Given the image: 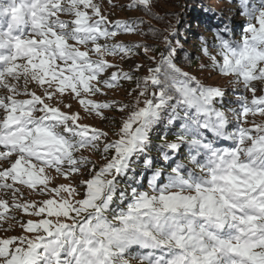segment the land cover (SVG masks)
Returning a JSON list of instances; mask_svg holds the SVG:
<instances>
[{
	"label": "snow or ice",
	"instance_id": "1",
	"mask_svg": "<svg viewBox=\"0 0 264 264\" xmlns=\"http://www.w3.org/2000/svg\"><path fill=\"white\" fill-rule=\"evenodd\" d=\"M240 5L239 39L225 26L200 49L199 70L238 93L226 105L224 86L176 63L172 25L149 29L163 43L149 55L117 39L143 20L109 19L103 0H0V231L20 229L0 264H264V0Z\"/></svg>",
	"mask_w": 264,
	"mask_h": 264
},
{
	"label": "trees",
	"instance_id": "2",
	"mask_svg": "<svg viewBox=\"0 0 264 264\" xmlns=\"http://www.w3.org/2000/svg\"><path fill=\"white\" fill-rule=\"evenodd\" d=\"M120 1L121 0H116ZM213 1L217 2L215 5ZM131 0H124L123 5L119 8L121 10L120 14H123V9L132 11L136 13L137 16L128 18L127 16L121 17L120 19H141L143 24L140 25L142 29L141 34H121L117 37L118 40L126 43H146L152 45L156 48L155 53H150L149 55H157L159 51L163 49L162 36L156 35L149 31L150 28H154L157 32L163 33L164 29L169 25H172L179 32L176 39H179L180 43L183 45L182 49L177 52L176 63L180 65L185 70L193 72L201 80L209 84H216V81H226L228 83V78L219 76L218 74L212 72L210 68L208 70H199L200 63L209 64L207 57H204L201 52V47L203 42L206 40L209 45L214 41V34L217 30H222L225 26L231 29L234 39H239L242 29L246 26L247 19L241 15L242 7L240 5V0H155V5L152 9V15L147 14L142 8H129L128 5ZM257 3V0H250V5ZM237 7L236 11L233 8ZM234 14L233 18H228L227 13ZM179 14V23L177 24L176 16L174 14ZM159 16L160 19L154 18ZM109 19L115 20L119 18ZM233 20V21H232ZM241 21L242 23L236 27L230 26V22ZM166 34V33H164ZM175 43V41H173ZM213 54L215 50L211 49ZM138 57V60H146V58ZM147 61V60H146ZM150 62V61H147ZM151 63V62H150ZM200 73L198 74L197 72ZM213 77V80L210 79ZM214 80H216L214 82ZM124 87L127 88L129 85L125 82ZM227 95L225 98V104L231 105L235 100V95L238 93H233L231 91V86L225 87ZM119 92H123L122 90ZM116 115L118 113H115ZM110 115V114H109ZM161 130L158 129L152 135L153 143H160ZM173 137H169L172 139ZM87 154V153H85ZM98 154H93L92 158L95 160V156ZM150 155L157 157L159 154L153 150ZM143 158H140L138 163L134 164L136 168V175L139 176L142 171ZM161 166V165H157ZM167 171V170H165ZM131 175V173H130ZM151 175L150 171H144V179L141 180L143 187L147 190V177ZM131 183L128 180H122L121 185L127 186ZM135 186V185H133ZM135 251V249H134ZM130 264H140L139 260L133 259Z\"/></svg>",
	"mask_w": 264,
	"mask_h": 264
},
{
	"label": "rangeland",
	"instance_id": "3",
	"mask_svg": "<svg viewBox=\"0 0 264 264\" xmlns=\"http://www.w3.org/2000/svg\"><path fill=\"white\" fill-rule=\"evenodd\" d=\"M123 2H124V0H121L120 3H119V1L113 0V4H108L106 2V0H103V8H104V10L107 13H111V15L109 17H112V18H119L120 19L121 17H124V16H127L128 18H132L134 16H137L136 13H133L132 11H128L127 9H123V14L124 15L120 14L121 10L119 8L123 5ZM213 3L215 5H218V3L215 2V1H213ZM236 10H237V7L233 8V11H236ZM233 11L231 10V13H227L228 18H230V19L233 18L232 17L234 15L232 13ZM232 21L230 22V26H234V27H236L237 25L242 23V20L241 21H237L236 20L234 22H232ZM136 62L145 65V68L141 72V74L142 75L146 74V68L151 63L147 62L146 60H138V59H136ZM125 68L127 69L128 65H125ZM197 73L199 74L200 71L197 72ZM210 79L213 80V77H210ZM215 81L216 80H214V82ZM216 82H217L216 83L217 85H221V86H224V87L230 86L226 81H222V82L221 81H216ZM114 97L116 99H127L126 94H125L124 91L115 93ZM96 99L103 100V99H105V97L99 96V97H96ZM73 110H79V106L75 102H73ZM108 115L115 119L116 127L118 128L119 127V114L116 115L115 113H108ZM82 122L88 123V124H90L92 126H95V127L103 128V129L109 131L110 135L112 134L113 127H112V123L109 122V121H101L99 118H87V119H84ZM94 158H95V160L97 161L98 164L101 163L99 155H96ZM56 182L57 183H61V182H66V181H63V179L61 178V179L57 180ZM10 211L14 212L17 217H19L21 215V213L16 211V210H10ZM19 233H20V229L18 227L15 228L14 231L7 232V233H5L3 231H0V238H3L5 236L18 235Z\"/></svg>",
	"mask_w": 264,
	"mask_h": 264
}]
</instances>
